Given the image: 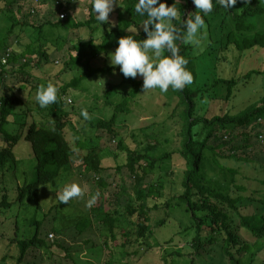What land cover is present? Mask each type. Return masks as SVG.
Returning <instances> with one entry per match:
<instances>
[{
    "label": "trees",
    "instance_id": "1",
    "mask_svg": "<svg viewBox=\"0 0 264 264\" xmlns=\"http://www.w3.org/2000/svg\"><path fill=\"white\" fill-rule=\"evenodd\" d=\"M3 1V10L9 15L14 10L13 3L18 4L21 9L24 3H28L30 0ZM61 1L41 0L43 4L51 3L52 5L53 3L55 6L59 4L57 8L60 10L63 8ZM66 1L69 3L71 0ZM120 1L128 16V26L108 30L99 39L91 36L88 39H79L72 43L69 47L68 56L61 63L63 64V71H67L66 68H68L69 71H73V74L69 80L55 82L58 88L57 102L45 108H41L35 100L38 89L43 85V79L33 73L32 68L34 65L41 66L43 59L46 60L45 63H50V65H56V62L59 63V60L54 59V50L51 53L48 52L45 39L56 45L59 43L60 36L57 32L58 36L55 42L52 38L50 39L48 29L58 31L61 28L79 29L84 26L90 27L92 22L97 21L94 12L90 7V18L87 20H77L69 13L66 18L59 17L60 14L51 15L47 17L45 22L39 24H36L34 20L31 22L28 16L25 19L16 20L15 17L10 15L11 32L14 27L20 25L22 30L27 27L34 28V30H37V36L35 41L33 40L25 45L17 38L15 47H12L13 44L9 41V38L0 40V55L9 51L7 63L0 62V90L2 85H5L4 82L9 71L31 78V81L22 78L23 82L20 83L21 89L26 90V98L7 91L6 87L5 92L0 91V176L12 170L18 181L14 199H10L7 193L2 194L1 209H10L14 206V203L24 204L26 201L36 202L41 207L40 186L48 183L56 185L63 172H67V176H71L75 174L73 173L74 169L78 170L77 175L92 172L101 174L104 171L103 158L98 146H87L89 139H92L94 143L92 137H89L87 142H78L79 147L87 149V151L83 153L80 166L77 165V168H75L73 157L75 150L66 132L70 122L67 105L73 102V100H68L70 89L80 88L84 80L112 69L106 63L98 64L94 60L110 55V51L117 47V45L111 46L110 44V40L114 35L119 37L133 35L136 39L146 38L142 26L145 17L135 12L136 0ZM166 3L169 5L174 4L177 8L179 16L173 21V24L181 31L184 30L183 21L199 12L192 0H166ZM238 3L239 1L228 10L214 2L213 11L205 17V26L199 37V45L188 44L182 40L176 42L179 54L188 60L186 67L192 72L193 83L183 90H173L170 87L167 96H174L176 99L172 116L178 111L177 116L183 120L182 142L179 152L185 159V169L182 178L183 191L177 196V199L179 202L186 204V208L191 212L193 218L194 225L191 227L194 228L195 234L191 241L192 247L199 251L205 249L206 244L217 245L221 242V256L227 258L230 264H255L258 254L264 249V191L262 192L260 188L262 195L257 193L260 197L255 194L257 189L255 191L251 190V194H247V186L240 184L237 178L242 172L240 163L244 162L247 165L249 162H254V159L247 158L246 154L245 156H239L238 150L251 148V140L255 135L260 141L259 134L263 130L259 129V126L264 123L260 120L261 117L264 119V95L260 93L257 99L239 112L232 113L230 108L227 107L223 113L208 116L212 101L217 99L229 101L234 95V89L240 83L239 79L233 76L222 77L217 75L216 70L219 69V65L226 64L229 54L236 55L237 49L243 51L257 46L264 48V32L258 31L255 23L250 21V18L256 14H264V6L260 5L258 0H243L235 8ZM35 9L33 7L30 12L32 14L36 13ZM93 28H96V26ZM205 29L207 30L205 31ZM249 31H253L251 36L240 35ZM16 36L20 37L19 34ZM162 55H169V53L165 50ZM238 63L239 60L237 61V68ZM262 64L264 65V63ZM255 68L243 76L245 81L250 79L253 73L264 74V69ZM233 73L234 69L229 74L232 75ZM121 83L129 85L130 89L127 91L122 90L119 93L117 88L119 87L118 84ZM118 84H110L107 89V102L114 107L110 117L94 114L93 116L91 114L92 108L89 112L90 122L97 130L106 128L114 136L118 132L115 127L116 122L123 115L133 112L134 100L142 92H145L142 88L143 78L139 76L126 78L122 74V80ZM9 88L12 89L11 86ZM223 91L224 94L222 95ZM118 94H121L118 100L109 99ZM238 104L239 102L236 103V105ZM200 124H203L204 130L208 131L203 139L198 138L194 131ZM217 130H221V133L218 134ZM147 136H149L150 141L143 150L120 146L127 154L126 166L134 175L136 197L141 200L138 206L133 200H129L126 204L119 205L118 208L110 209L103 194L107 182L104 177L97 176L100 190L96 196L95 204L86 207V212L81 215L84 216L83 219L72 223L75 228L79 229V232L92 227L94 223L102 224L107 233V239L104 240L103 245L106 249H109V254L112 253V242L121 246L125 255L130 254L127 246L133 241L148 245V240L154 235L155 224L159 226L166 222V218L152 221L155 218V215H152L153 210L160 205L158 202H155L153 206L148 204L150 197H155L157 201L162 198L161 194L155 191L156 186L165 185L164 181H161L158 185L149 184L147 183V176L154 173L159 168L161 161L170 153L165 152L160 156H155L153 151L158 147L160 140L157 135L153 136V134L147 133ZM237 138L238 140H236ZM22 140L30 142V146H21ZM120 145H122V142H120ZM22 153H28L30 157L34 156L36 170L34 180H28L26 171H22L25 166ZM208 155L212 156L213 165L216 166V169L229 171L228 173L232 175L228 189L209 183L202 174ZM228 158L233 159V163L236 160L238 162L233 164L232 167H227L224 163ZM23 174L26 177H23ZM242 178L240 180L243 181ZM2 179L0 177V185L3 184ZM260 184H264V179L261 180ZM5 189L7 187H4ZM128 194L130 193L128 192ZM174 199H176L175 196H172L169 200L167 199L164 207H171ZM247 199L252 203L248 204ZM254 202H260L262 205L260 204L259 209L255 208L253 213H243L242 209ZM44 213L45 217L50 215L48 212ZM15 216L13 214L7 219L14 221L15 234H19L20 229ZM46 220L47 217L35 221L34 227L32 224L28 226L30 234L25 235V237L19 239L17 235H14L15 238L11 239L19 246L20 251L17 256L14 254H8L7 256L17 258L15 264L23 262L31 247L40 248L47 252H53L55 247L62 248L65 251L64 256L70 259L74 258L75 251L71 250L70 247H66L55 237L51 238L52 241L48 240L50 239V233L63 231L65 223L61 222L58 227L52 226L48 230L46 228V233L42 234L43 227H45L44 221ZM240 228L244 229L249 240L244 239L239 231ZM120 237L119 242L118 238ZM94 247H99L100 250L102 248L97 245H94ZM99 249L92 248L89 254L92 255ZM7 257L4 256L5 259ZM170 257L171 259H167V261L175 263L174 257L172 255ZM191 262L194 264L193 259H191ZM88 263L93 264L90 261ZM105 264H114V261L108 259Z\"/></svg>",
    "mask_w": 264,
    "mask_h": 264
},
{
    "label": "rangeland",
    "instance_id": "2",
    "mask_svg": "<svg viewBox=\"0 0 264 264\" xmlns=\"http://www.w3.org/2000/svg\"><path fill=\"white\" fill-rule=\"evenodd\" d=\"M237 1H239V3L235 8L239 6L243 0ZM258 1L260 5L264 6V0ZM61 2L63 4L61 10L57 8L59 4L56 6L53 3L52 5L51 3L43 4L41 0H30L28 3H24L21 9L18 4L13 3L14 10L7 15L3 10L4 1L1 0L0 40L9 38V41L13 44L12 47H15L17 38L20 39L23 45L33 40L35 41L36 39L37 30H34L32 27H27L22 30L21 26L17 25L11 32L12 22L10 21V15L15 17L16 20H22L28 16L29 20L31 22L34 20L36 24L45 22L47 17L59 15L62 11L67 14L70 13L77 20H87L90 18L91 0H71L69 3L66 0H62ZM119 3L122 5L120 0ZM33 7L36 8V13L34 14L30 12ZM250 21L255 23L258 31L264 32L263 13L252 16ZM128 24V16L122 5L114 7V10L109 13L108 22L101 23L96 21L95 23L92 22V26L90 27L84 26L79 29L61 28L56 31L49 28L48 30L50 32H48V35L50 39L52 38L55 42L59 33V43L53 45L49 40L45 39L47 41L45 45L47 44L46 48L48 52L51 53L52 50H54V59L59 60V63L55 61L56 65H50V63H45L46 60L43 59L41 66H33L32 72L43 79L42 86L48 83L56 85L55 82L58 80L60 82L62 80H69L73 71H69L68 68H66L67 71H63V64L61 62L68 56L69 47H71L72 43L79 39H88L91 36L95 39H99L108 30L126 28ZM95 26L96 28H93ZM206 30L207 29H205V31ZM218 32L220 33V31ZM17 34H19L20 37H17ZM252 34L253 31H249L240 35L251 36ZM119 38V36L114 35L110 40L111 46H116ZM115 48L116 47H114L110 53L113 52ZM236 52V55L229 54L227 63L219 65L220 67L216 70V73L222 77L233 76L238 78L240 83L234 89V95L229 101L226 99L212 101L208 116L216 113H223L224 109L227 107L230 108L232 113L239 112L252 103L253 100L257 99L260 93L264 95V74L253 73L252 77L247 81L243 79V76L255 67L264 69V65L262 64L264 63V48L257 46L243 51L237 49ZM238 60L239 63L237 68L236 65ZM94 61L98 64L106 63L112 69L106 73H98L84 80L80 88L70 89L68 96L72 98L73 102L67 105V109L70 113L68 117L70 122L66 132L75 150L73 155L75 159V168H77V165L80 166L83 153L87 151V149L80 148L78 142H87L89 137H92L94 138V143L92 139H89L87 146H98L105 169L101 174L92 172L88 174L82 173L81 175H77L78 170L74 169L73 173L75 174L71 176H67V172H63L58 178L56 185L49 183L41 185V207H39L36 202L32 203L26 201L24 204L20 202L14 203V206L10 209L0 208V264H15L17 258L7 256L8 254L17 256L20 251L19 246L11 239L15 238L14 235H17L20 239L30 234L28 226L46 217L47 220L44 221L45 227H43L42 234L46 233V228L48 230V228L50 229L52 226L58 227L61 222H63V224L65 223V229L63 231L53 233L56 239L62 242L66 247H70L71 250L75 251L74 258L70 259L64 256L65 251L62 250V248L55 247L53 252H47L40 248L31 247L21 264H90L88 261L93 264H105V261L108 259L114 261V264H192L191 259L194 260V264H230L227 258L221 256V242L217 243V245L206 244L205 249L199 251L191 245L192 237L195 234L194 228L191 227L194 225L193 218L191 212L187 210L186 204L179 202L177 199V196L183 191L182 178L185 169V159L179 152L182 142L183 120L177 116L178 111L175 112L176 115L174 114V116H172L173 108L176 104L175 97H169L167 96L169 91L160 92L159 89H150L142 92L133 102V112L123 115L116 122L115 127L118 131L116 136L112 135L106 128L97 130L90 120L83 119L80 115L81 109L84 108L90 112L92 108V115L110 117L112 108L114 107L107 102V89L110 84H118L121 82L122 73L118 65L113 67L110 64L109 55L103 56L101 59L97 58ZM233 69L234 73L232 75L229 74L232 73ZM22 78H24V80L27 78L28 81H31V78L26 75L9 71L4 82L7 86L3 84L0 91L5 92L4 89L6 87L7 91L26 98V90L21 89L20 86V83L23 82ZM122 85V83L118 84L119 87L117 89L119 93L122 92V90L127 91L130 89L129 85ZM8 86H11L12 89ZM221 94L223 95L224 91ZM120 96L121 94L114 95L109 99L118 100ZM28 102L32 104L30 100H28ZM237 102H239L238 105H236ZM259 129L264 132V123L259 126ZM194 131L200 139L205 138L208 132L204 130L203 124L198 125ZM217 132L220 134L221 130H217ZM147 133L153 134V136L157 135L160 140L158 147L153 151L155 156H160L165 152L170 153L169 156L161 161L159 168H157L154 173L147 176V183L149 184L158 185V183L164 181L165 185L156 186L157 188L155 191L160 193L162 198L157 201L155 197H150L148 199V204L153 206L155 202H158L160 205L157 209L153 210L152 215L154 214L155 218L152 221L166 218V222L159 226L155 224V232L153 237L148 240V245L133 241L127 246L130 254L125 255L123 254L121 246L112 242V253L109 254V249H106L103 245L104 240L107 239V233L102 224L94 223L92 227L86 228L83 232H79V229L75 228L72 223L83 219L82 217L84 216L81 215L86 212V207H89L87 206V200L93 195L97 196L100 190L98 177L101 176L104 177L107 182L106 188L103 189V194L106 198V204L110 209L113 210L118 208L119 205L122 206L129 200H133L138 206L141 200H138L136 197L134 175L131 174L126 166L127 154L121 147L126 148L128 146L131 149L143 150L150 141ZM257 138L256 135L253 136L251 148L238 150L239 156H245L246 154V157L254 159V162H249L247 165H245L244 162L240 163L242 172L237 178L240 184L247 186V194H251V190L255 191L257 189L255 194L260 197V195H262L260 193V188L262 192L264 191V184H260L261 180L264 179V140L261 141L259 137V141ZM236 140H238V138ZM120 142H122V145H120ZM21 146H30V142L24 140ZM16 152L18 153V151ZM22 154L25 164L22 171H26L28 180H34L36 176L35 160H33L34 156L30 157L28 153ZM237 162L238 160L233 163V159L228 158L224 165L232 167L234 166L233 164ZM215 167L213 165L212 156L208 155L202 174L209 183L228 189L232 175L228 173L229 171H221ZM26 175L23 174L22 176L26 177ZM0 177L3 178V184L0 185V200L3 193H7L10 199H14L16 196V186L18 184L14 172L9 170ZM240 178H242L243 181L240 180ZM71 183L80 185L84 190V196L81 198H73L67 204L60 203L58 194L67 184ZM4 187H7V189L4 190ZM128 192L130 194H128ZM172 196H175L176 199H174L171 207H164L167 199L169 200ZM247 203L249 204L252 202L247 199ZM260 204V202H254L243 208L242 211L247 214L253 213L255 208L259 209ZM52 207L53 209L51 210ZM44 212H48L50 215L45 217ZM13 214L16 215L15 220L17 219L19 225V234H15L14 221H12V219H7L9 216H13ZM239 231L242 233V236H244V239L248 237L243 228H240ZM48 240L52 241L51 238ZM118 240L120 242L121 237L118 238ZM94 245L102 247V251L99 247H94ZM92 248H97L99 250L90 255V249ZM5 255L7 257L6 259L4 258ZM170 255L174 257L175 263L167 261V259H171ZM255 264H264V249L258 254Z\"/></svg>",
    "mask_w": 264,
    "mask_h": 264
},
{
    "label": "clouds",
    "instance_id": "3",
    "mask_svg": "<svg viewBox=\"0 0 264 264\" xmlns=\"http://www.w3.org/2000/svg\"><path fill=\"white\" fill-rule=\"evenodd\" d=\"M192 2L199 12L183 21L184 30L181 31L173 24L178 16L174 4L169 5L166 0H136L135 12L145 17L142 26L146 38L136 39L133 35L121 36L117 47L109 55L110 64L113 67L118 65L120 72L126 78L141 76L144 91L159 89L160 92H167L170 87L173 90H183L191 85L193 75L186 67L188 60L179 54L176 42L182 40L188 44L199 45L205 17L213 11L214 2L229 10L237 0H192ZM116 6H122L119 0H91L95 19L101 23L109 21V13ZM165 50L169 55H162ZM57 92V86L48 83L38 89L35 100L41 108H45L57 102ZM80 115L84 120L91 119L87 109L82 108ZM83 196L82 187L77 183H71L58 194V200L67 204L73 198ZM95 200L96 195L91 196L87 200V206H91Z\"/></svg>",
    "mask_w": 264,
    "mask_h": 264
},
{
    "label": "built area",
    "instance_id": "4",
    "mask_svg": "<svg viewBox=\"0 0 264 264\" xmlns=\"http://www.w3.org/2000/svg\"><path fill=\"white\" fill-rule=\"evenodd\" d=\"M60 16H61L62 18H65V17L67 16V13L64 12V11H62V12L60 13ZM8 56H9V51L6 52V53H4V54H2V55H0V62L3 63V64L7 63ZM68 100H69V101H72L71 98H68ZM0 105H1V102H0ZM260 120H261V121H264L263 117H261ZM259 137L263 140V139H264V138H263V137H264L263 133H261V134L259 135ZM49 237H50V238H54V237H55V234L52 232V233L49 234Z\"/></svg>",
    "mask_w": 264,
    "mask_h": 264
}]
</instances>
